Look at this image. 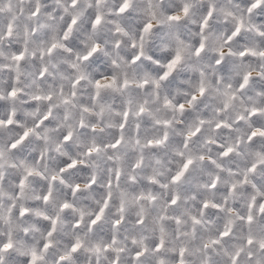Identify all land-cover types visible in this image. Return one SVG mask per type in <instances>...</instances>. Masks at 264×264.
<instances>
[{"label": "clouds", "instance_id": "1", "mask_svg": "<svg viewBox=\"0 0 264 264\" xmlns=\"http://www.w3.org/2000/svg\"><path fill=\"white\" fill-rule=\"evenodd\" d=\"M0 264H264V0H0Z\"/></svg>", "mask_w": 264, "mask_h": 264}]
</instances>
